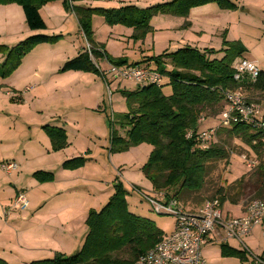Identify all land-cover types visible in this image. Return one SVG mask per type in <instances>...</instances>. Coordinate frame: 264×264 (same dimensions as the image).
Listing matches in <instances>:
<instances>
[{
	"label": "rangeland",
	"instance_id": "rangeland-1",
	"mask_svg": "<svg viewBox=\"0 0 264 264\" xmlns=\"http://www.w3.org/2000/svg\"><path fill=\"white\" fill-rule=\"evenodd\" d=\"M174 1L186 0H68V9L62 0L45 4L40 12L48 29L40 35L58 38L34 47L18 66L14 61L7 63L8 52L29 37L28 29L18 4L0 6V206H4L0 230L4 221L9 223V213L13 216L26 214L36 205H45L56 189H70L65 200L78 205L79 209L87 205L88 218L91 211L100 213L108 204L115 193L113 185L119 182L126 193L130 214L148 219L162 233L174 227L171 217L156 215L142 197V194L157 197L142 172L151 147L141 144L119 151L118 143L112 140L113 135L124 138L130 129L128 121L125 122L128 113L125 92L132 93L138 86L130 80H115L112 75L105 79L103 72L110 71L112 62L126 61L129 66H143L149 58L175 53L181 39L213 51L221 50L225 42H237L243 50L233 68L240 60H250L264 72V0H225L228 4L224 2V5L231 6L227 9L217 2L208 3L193 8H207L194 17L190 13L193 9L186 17L163 11V5ZM126 7L151 10L149 28L142 37H138L139 30L118 21ZM154 11L157 12L153 14ZM17 13L22 16V26ZM85 20L91 27L90 39L101 56L93 57V48L83 37L78 22ZM186 22L193 25L183 26ZM84 45L89 46L86 52L91 54L97 72H60L65 62L77 57ZM220 57L221 54L214 56ZM165 70L173 69L167 63ZM4 81L9 83L4 84ZM248 84L250 82L241 88L243 94L264 106V92ZM27 88L33 90L25 92ZM161 91L165 96L172 93L165 76ZM201 117V130L216 127L217 118L211 117L209 111L203 112ZM215 139L212 147L224 148L228 160L211 164L203 198L190 199V204L194 202L200 207L222 192L224 203L219 204L225 212L230 210L231 216H238L249 203L258 200L256 193L264 188V178L258 170L260 158L234 135L219 131ZM253 158L258 164L249 169L247 163ZM6 163L15 164L7 170L18 169L7 175L1 169ZM65 164L68 168L64 169ZM63 171L70 176H63ZM36 173L53 177L51 181L42 182ZM52 184H56V189ZM17 194H24L27 199L25 211L15 207L14 199L11 201ZM48 207L49 203L44 212ZM76 214L71 213L70 217ZM86 231L87 236V227ZM77 237L79 239V235ZM242 242L248 250L236 240H230L228 246L219 241L207 244L203 249L205 264H251V254L258 256L264 250L261 226ZM72 243L67 242L65 246L74 247ZM229 247L233 252L228 254ZM77 249L68 255L76 253ZM115 256L127 259L129 255L122 252Z\"/></svg>",
	"mask_w": 264,
	"mask_h": 264
},
{
	"label": "trees",
	"instance_id": "trees-1",
	"mask_svg": "<svg viewBox=\"0 0 264 264\" xmlns=\"http://www.w3.org/2000/svg\"><path fill=\"white\" fill-rule=\"evenodd\" d=\"M54 1L0 0V6L18 4L22 9L27 29L31 32H43L46 31L47 26L39 13L40 8ZM62 1L68 9V0ZM216 2L223 9L231 8L224 5V2L227 3L225 0L174 1L162 7L167 14L186 17L191 9ZM124 11L118 21L122 20L134 30H139L141 33L138 37H142V33L149 28L147 25L152 16L149 12L151 10L126 7ZM156 12L154 11L153 14ZM78 23L86 43L93 48L91 53L93 57L101 56L97 46L90 39L92 33L89 22L85 20ZM57 38L40 34L27 37L16 47L9 49L7 63L14 61L18 66L21 59L34 47L52 43ZM242 50L237 42H225L219 51L213 49L199 51L186 47L172 54L149 58L145 66L169 79L171 95H163L161 86L150 85L138 87L132 93L125 92L128 108L125 122L128 121L127 125L130 129L126 131L124 138L113 135L112 140L118 143L119 151H126L141 144L149 145L150 156L142 172L150 181L153 192L162 193L168 199H176L188 212L197 208L194 202L190 204V199L197 200L204 192L211 164L227 161L228 154L220 146L211 147L206 151L200 150L195 138L187 139L186 135L189 131L196 132L201 128L198 121L203 112L209 111L211 117H219L224 105H221L223 97L217 92L218 88L235 91L246 87L249 83L245 79L239 84L233 78V64ZM218 54L222 57L214 58ZM167 63L173 70L169 72L165 70ZM112 64L116 67L128 66L126 61L112 62ZM151 64L153 67H150ZM60 72H97V68L84 49L74 59L66 61ZM248 85L254 90L264 92V72L260 71L259 79L255 84ZM223 132L242 139L250 146L260 158L258 170L259 175L264 178L262 135L252 133L245 126L220 130V133ZM254 141L256 145L252 144ZM63 168H68V165L65 164ZM38 174L40 173H36ZM52 177V174L38 175L37 179L48 182ZM113 187L115 193L101 212L89 213L85 222L88 234L76 253L70 256L55 254L51 259L33 261L29 264H134L140 256L158 244L163 239L164 233L148 219L130 214L122 185L119 182ZM217 196L210 198V201H218L222 205L224 203L222 192H218ZM256 199L264 200V188L256 193ZM230 251L233 252L230 249L227 251L228 254L231 253ZM122 252L128 253L127 259L115 256ZM0 264L7 263L0 260Z\"/></svg>",
	"mask_w": 264,
	"mask_h": 264
},
{
	"label": "built area",
	"instance_id": "built-area-1",
	"mask_svg": "<svg viewBox=\"0 0 264 264\" xmlns=\"http://www.w3.org/2000/svg\"><path fill=\"white\" fill-rule=\"evenodd\" d=\"M85 47L89 51V46ZM89 55L91 58V54ZM91 60L93 62L92 58ZM108 75H112L115 80L133 81L139 88L148 85L160 87L164 78L145 65L112 66L109 72H103L105 79ZM259 75L260 70L253 62L240 60L234 66L233 78L236 83L240 84L247 79L251 84H255ZM217 92L223 97L224 109L217 118L216 127L197 129L196 132L189 131L186 138L194 137L198 149L206 151L213 146L216 140L215 136L220 130L245 126L252 133H260L262 135L261 142L264 144V106L250 101L243 94L241 88L235 91L218 88ZM202 122L203 118L201 117L198 123ZM252 144L256 145V142L254 141ZM257 164L256 158H253V161L247 163V167L254 169ZM11 165L15 164H4L1 169L10 175L18 169L15 167L12 171L7 170ZM142 197L156 215L169 216L175 224L170 235L164 237L147 253L140 256L134 264H205L202 250L207 243V238L210 235L219 236L216 234L219 232H224V236L216 241L226 244L229 240H236L244 247L242 240L249 237L257 226H261V236L264 238V200L252 201L240 216H229L217 201H205L196 211L188 212L176 199L165 198L162 193L157 194L156 198L144 194ZM13 202L15 207H20L21 211L27 209L28 202L24 194H17ZM251 255V264H264V250L258 256Z\"/></svg>",
	"mask_w": 264,
	"mask_h": 264
},
{
	"label": "crops",
	"instance_id": "crops-1",
	"mask_svg": "<svg viewBox=\"0 0 264 264\" xmlns=\"http://www.w3.org/2000/svg\"><path fill=\"white\" fill-rule=\"evenodd\" d=\"M205 9L207 8L193 9L191 10L190 13L194 17L199 11L201 10L203 11ZM39 13L43 19L41 12ZM17 17H19L22 26L23 25L22 16H20V14L17 13ZM192 25H193L192 22L190 24L186 22L184 23L183 26L190 27ZM31 34L36 35V34H40V32H31L27 30V35L32 36ZM5 36L8 37L9 35L6 34ZM185 42H186L185 39H181L180 42L176 44L175 47L176 50L183 49L186 47L196 49L199 51L208 50L207 48L200 49L197 46V44H192L190 42L185 43ZM84 49H85V45L83 46L82 50ZM253 63L256 64L255 62ZM256 66L259 68L258 64H256ZM36 76L37 74L34 77ZM7 81H4V84L9 83ZM32 90L33 89L31 88H27L25 92H29ZM67 173L69 172L63 171L62 175L64 176L65 174L67 176H70V174ZM52 186L56 189V184H52ZM70 192H71L70 189H66V190L56 189L53 192V194L50 196V199L45 203V205H40V204L36 205L32 211L26 214L13 216L11 215V213H9L8 214L10 220L9 223H7V220L4 221L5 224H3V226L1 227L2 230H0V260L7 264H29L33 261L51 259L54 257L55 254H63L65 256H70L68 254L73 250L77 249L78 246H80L76 250L78 251L82 246V243L84 241L83 238H85L84 236H86V232H87L84 224L87 219L86 211L88 210V207L87 205H85L84 208L82 207L79 209L78 205L75 206L72 203H68L65 200L66 199L65 195ZM13 199L14 196L12 197L11 201ZM48 203H49V207L47 211L44 212V208ZM3 207L4 206H0V214L2 210H4ZM198 207L199 206H197V208ZM197 208L194 211H196ZM229 211L225 213L230 216L231 214L229 213ZM233 212H235V210ZM46 213L49 214L45 216ZM71 213H77V214L75 217L72 218L70 217ZM237 213H239L238 210ZM73 225H76L77 227H74ZM173 230L174 227L171 228L170 232L164 233V237L170 235L173 232ZM216 234H219V236L218 235L208 236L207 243L204 246L205 248L207 244L212 242H218L216 240L224 236V232H219ZM77 235H79V239ZM71 241H73L72 245L74 247L65 246L67 242H71ZM229 241L223 245L228 246ZM72 254H74V252ZM202 257H203V250H202Z\"/></svg>",
	"mask_w": 264,
	"mask_h": 264
}]
</instances>
